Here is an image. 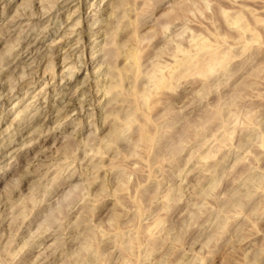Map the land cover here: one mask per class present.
I'll return each instance as SVG.
<instances>
[{
    "label": "rangeland",
    "instance_id": "374dc122",
    "mask_svg": "<svg viewBox=\"0 0 264 264\" xmlns=\"http://www.w3.org/2000/svg\"><path fill=\"white\" fill-rule=\"evenodd\" d=\"M0 264H264V0H0Z\"/></svg>",
    "mask_w": 264,
    "mask_h": 264
},
{
    "label": "bare ground",
    "instance_id": "6f19581e",
    "mask_svg": "<svg viewBox=\"0 0 264 264\" xmlns=\"http://www.w3.org/2000/svg\"><path fill=\"white\" fill-rule=\"evenodd\" d=\"M17 19V18H16ZM111 31V30H110ZM20 48V47H19ZM26 53V54H25ZM24 54L26 55L25 56V58H27L28 56H29V54H30V52L28 53L27 51L25 52ZM23 54V53H22ZM132 55V54H131ZM133 56V55H132ZM17 57V56H16ZM25 58H23V59H25ZM107 73V72H106ZM28 77V76H27ZM162 79V78H161ZM163 80V79H162ZM25 110V109H24ZM67 117V116H66Z\"/></svg>",
    "mask_w": 264,
    "mask_h": 264
}]
</instances>
